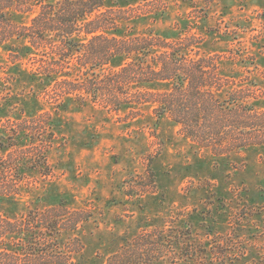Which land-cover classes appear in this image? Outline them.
<instances>
[{"label":"rangeland","instance_id":"1","mask_svg":"<svg viewBox=\"0 0 264 264\" xmlns=\"http://www.w3.org/2000/svg\"><path fill=\"white\" fill-rule=\"evenodd\" d=\"M130 4L131 21L109 36H197L195 48L218 57L228 85H259L252 101L262 114L248 118L264 134V0ZM113 8L108 2L93 18L115 19L106 12ZM38 13L14 12V20L29 26ZM29 46L27 38L0 45V161L15 168L0 171V181H11L0 193L18 194L16 204L0 202V216L62 201L89 210V221L60 238L76 251L73 264H264V147L222 156L200 147L175 114L157 113L153 101L170 90L166 82L111 84L101 92L91 85L88 94L67 84L66 94L59 82H83L82 59L41 47L26 54ZM128 61L116 58L95 74L112 75ZM120 97L125 104L116 110L112 101ZM47 236L48 245L56 243Z\"/></svg>","mask_w":264,"mask_h":264},{"label":"trees","instance_id":"2","mask_svg":"<svg viewBox=\"0 0 264 264\" xmlns=\"http://www.w3.org/2000/svg\"><path fill=\"white\" fill-rule=\"evenodd\" d=\"M131 1L0 0V45L13 38H27L31 46L25 47L26 54L41 47L59 52V56L66 59H82L78 77H85L83 82H59L70 88L74 86L71 92L87 93L91 85L101 92L109 90L111 84L122 87L133 81L143 84L166 82L170 90L160 95L161 100L153 101L158 104L157 113L175 114L185 132L191 131V139L200 147L220 156L230 148L264 147V134L251 127L258 121L248 118L252 114H262L252 101L259 85L251 83L239 89L233 84L228 85L220 74L222 63L218 57L201 56L195 48L200 44L197 36H180V33L170 31L152 32L140 39L109 36L111 32L121 34L123 22L131 21L129 12L134 8ZM108 2H113L116 8L106 12L115 13L117 18L101 14L93 18ZM37 9L39 13L29 26L19 25L14 20V12L29 13ZM158 16L155 13L153 20ZM124 56L129 61L116 73L95 74L96 68H104ZM68 86L65 93L72 94ZM82 86L84 88L78 90ZM114 100L116 110L125 104L121 97ZM42 165L49 166L46 158ZM3 169L15 170L14 163L6 166L0 161V171ZM9 183L11 181H0V186L4 185L6 189ZM17 196V193H0V202L16 204ZM91 218L89 210H72L64 201L44 211L31 210L21 217L0 216V264H73L76 251L66 248L61 235L66 231L76 232ZM47 232L55 244L48 245ZM74 242L81 252V241L75 238ZM118 256L115 255L113 260Z\"/></svg>","mask_w":264,"mask_h":264}]
</instances>
